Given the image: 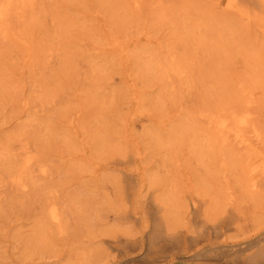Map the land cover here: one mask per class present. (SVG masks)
I'll use <instances>...</instances> for the list:
<instances>
[{"label":"rangeland","instance_id":"rangeland-1","mask_svg":"<svg viewBox=\"0 0 264 264\" xmlns=\"http://www.w3.org/2000/svg\"><path fill=\"white\" fill-rule=\"evenodd\" d=\"M0 12V264H264L261 8Z\"/></svg>","mask_w":264,"mask_h":264},{"label":"bare ground","instance_id":"bare-ground-1","mask_svg":"<svg viewBox=\"0 0 264 264\" xmlns=\"http://www.w3.org/2000/svg\"><path fill=\"white\" fill-rule=\"evenodd\" d=\"M231 3V2H230ZM233 3V2H232ZM236 4L239 6V7H241V9L242 10H244L246 13H248L249 15L252 13V12H255V10L256 9H258V7L259 8H261V10H262V12H261V14H260V16H257V19H258V21L260 22V23H262V25H263V27H264V0H236ZM235 12V11H234ZM240 15V14H239ZM253 15V14H252ZM3 17V14L0 12V19ZM243 19V18H242ZM245 20H246V18H245ZM258 24V23H257ZM248 26V25H247ZM256 29V28H255ZM261 32V31H260ZM256 33V32H255ZM238 115V114H237ZM241 116V115H240ZM251 116V115H250ZM227 118V117H226ZM225 118V119H226ZM236 118V117H235ZM242 118V117H241ZM223 120H224V118H222ZM231 119H234V118H232L231 117ZM248 119H249V117H248ZM245 120H246V118H245ZM244 119L243 120H241V121H238L239 122V125L241 124L242 126L243 125H245L247 122L245 121ZM222 121V120H221ZM220 121V122H221ZM226 121V120H225ZM232 121H234V120H232ZM235 121H236V119H235ZM234 121V122H235ZM231 122V121H230ZM223 124V126L222 127H224V128H227L228 126H227V124L226 123H228V122H222ZM218 125H220V124H218ZM233 127H235V126H233ZM245 127V126H244ZM217 129V128H216ZM230 129V128H229ZM232 129V128H231ZM229 130V131H232V130ZM245 129V128H244ZM224 130V129H223ZM219 131H221L222 132V130L220 129ZM227 132V131H226ZM225 132V133H226ZM240 132V131H239ZM231 133H233V132H231ZM228 134V133H227ZM230 134V133H229ZM234 134H235V131H234ZM233 134V135H234ZM232 135V136H233ZM223 136H226L225 134L223 135ZM231 136V135H230ZM240 135H238V137H239ZM244 136V135H243ZM227 138V137H226ZM242 138H244V137H242ZM239 139H241V138H239ZM230 140H231V138H230ZM237 140V139H236ZM234 141V140H233ZM240 141V140H239ZM259 141V140H258ZM258 141H256V142H258ZM246 140H244V139H241V141L239 142L240 144H243V145H246ZM251 145V144H250ZM249 145V146H250ZM257 146V145H256ZM248 146H246V148H247ZM256 150V149H255ZM253 151V150H252ZM247 156L249 155V154H246ZM255 158V157H254ZM253 158V159H254ZM249 160V159H248ZM251 161V160H250ZM264 161V160H263ZM263 163V162H262ZM263 167H264V165H263ZM254 169V167L252 168V171L254 172V171H256L255 169ZM259 170V169H258ZM264 170V169H263ZM251 186V185H250ZM254 187H258L257 185H255L254 184ZM200 200V199H199ZM195 205H196V202L194 203ZM195 205H193L194 207H195ZM56 212V211H55ZM52 213V212H51ZM53 214V213H52ZM207 215V214H206ZM55 218H56V216H55ZM59 218V217H58ZM56 221V220H55ZM219 226V225H218ZM248 244V243H247ZM261 247V246H260ZM256 248V247H255ZM252 249V248H251ZM254 249V248H253ZM264 249V248H263ZM247 260V259H246Z\"/></svg>","mask_w":264,"mask_h":264}]
</instances>
